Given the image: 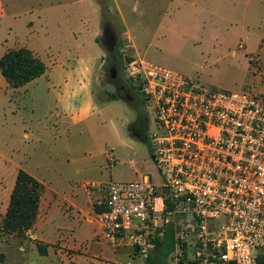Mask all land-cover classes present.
Here are the masks:
<instances>
[{
  "label": "built area",
  "instance_id": "2783aa9c",
  "mask_svg": "<svg viewBox=\"0 0 264 264\" xmlns=\"http://www.w3.org/2000/svg\"><path fill=\"white\" fill-rule=\"evenodd\" d=\"M125 72L141 87L153 119L150 143L161 180L110 182L96 239L114 249L132 247L145 264L156 248L154 235L173 223L176 264H259L264 96L204 87L144 60L125 61Z\"/></svg>",
  "mask_w": 264,
  "mask_h": 264
},
{
  "label": "crops",
  "instance_id": "0c3cea01",
  "mask_svg": "<svg viewBox=\"0 0 264 264\" xmlns=\"http://www.w3.org/2000/svg\"><path fill=\"white\" fill-rule=\"evenodd\" d=\"M56 4L54 0H0V59L9 50L27 48L47 67L42 77L20 88H14L0 70V223L21 170L43 187L27 240L16 242L15 234H8L14 239L10 244L0 239V264H127L135 258L132 247L114 249L96 239L102 230L97 214L104 210L101 204L109 184L102 160L107 152H90L76 141L69 143L73 133L83 136L85 125L117 102L99 98L106 63L105 49L97 42L99 27L85 28L83 35L71 32L68 41H57L58 48L54 42L32 37L34 12ZM257 23L262 30L264 17ZM26 32L30 38L24 37ZM240 41L245 44L241 55L246 60V82L264 93V72L253 63L258 56L264 63V29L246 31ZM53 49L61 55L58 62L50 56ZM135 118L125 125L133 138L130 126ZM55 124L60 128L58 137L51 132Z\"/></svg>",
  "mask_w": 264,
  "mask_h": 264
},
{
  "label": "rangeland",
  "instance_id": "374dc122",
  "mask_svg": "<svg viewBox=\"0 0 264 264\" xmlns=\"http://www.w3.org/2000/svg\"><path fill=\"white\" fill-rule=\"evenodd\" d=\"M55 1V8L34 12L32 19L35 33L31 34L32 37L39 36L42 41L54 42V48H58L57 41L67 39L71 32L83 35L85 28L94 31L99 27L101 36L103 25L109 23L116 31L118 50L124 57L150 62L218 91L247 90L259 97L264 96L259 89L246 82V60L239 48L241 38L246 37V31H263L264 28L259 30L262 27L257 22L264 17V0ZM46 24L49 25V30ZM20 36L30 38L27 32L24 37L23 34ZM261 47L264 48V41ZM53 51L50 56L58 62L62 59L61 55L54 49ZM234 52L238 55L236 58L232 57ZM105 55V64L110 67L107 51ZM125 61L126 58L117 75L129 88L132 85L125 72ZM253 63L258 72H264V63L259 56ZM128 88L133 94V90ZM116 92L114 83L103 75L99 98L107 100ZM138 97L141 102L144 101L141 95ZM130 105L117 100L95 122L85 125L83 136L73 133L69 143L76 141L90 152H107L115 156L118 160L115 164L109 162V155L102 159L109 183L142 181L144 178L158 183L161 176L150 143L155 130L153 119L150 120L147 137H131L128 127L125 128L127 121H133L136 115ZM51 132L55 137L59 136L60 128L57 124L51 126ZM15 238L16 242L27 240L25 235ZM0 239L9 244L14 240L2 233ZM189 252L191 253L188 251V254ZM1 257L2 254L0 262ZM133 260L140 263L139 257ZM168 264H176L174 254L169 258Z\"/></svg>",
  "mask_w": 264,
  "mask_h": 264
},
{
  "label": "trees",
  "instance_id": "16d2710c",
  "mask_svg": "<svg viewBox=\"0 0 264 264\" xmlns=\"http://www.w3.org/2000/svg\"><path fill=\"white\" fill-rule=\"evenodd\" d=\"M97 42L101 45L100 37ZM132 61L130 56L124 57L118 50L112 62L118 71L123 68V61ZM110 61V59H109ZM0 70L3 77L14 87L20 88L42 77L47 70L45 63L27 48L9 50L0 59ZM131 82V81H130ZM133 83L131 82V85ZM131 88H135L132 85ZM141 90V87H137ZM112 100H119L117 93L110 95ZM146 100L143 104L146 106ZM142 116V114H140ZM42 185L24 171L18 174L17 182L11 196L8 212L0 225V231L5 234L23 236L31 230L36 222L39 210ZM104 211L101 209L99 212ZM175 224H170L161 237L155 235V251L149 256L145 264H168V260L175 252ZM42 253V248L39 246ZM258 263L264 264V253H260Z\"/></svg>",
  "mask_w": 264,
  "mask_h": 264
},
{
  "label": "flooded vegetation",
  "instance_id": "af4514ba",
  "mask_svg": "<svg viewBox=\"0 0 264 264\" xmlns=\"http://www.w3.org/2000/svg\"><path fill=\"white\" fill-rule=\"evenodd\" d=\"M100 39L101 45L103 46L105 51H107L108 60L110 59L109 62L111 63L110 67H107V65L105 64L103 75L106 78H110V81L114 83V87L117 90L116 93L121 97L120 99L127 102L129 105L131 103L133 107L132 109L136 114V118L130 126L131 133L139 139L147 137L150 128L151 116L147 111L148 108L146 109L147 103L145 106L143 102L140 101L138 95H141L144 101L146 99L144 98L141 90L137 88L138 85L135 84L133 81L129 80L133 83L132 85H134L135 87L131 88L132 86H129V88L132 89L134 92L133 94H131V92L127 90V85L121 81L122 78L117 75L118 70L112 65V62L117 56L119 39L117 37L116 31L111 27L109 23H105L103 25L102 35L100 36ZM119 93H121V95L124 94V96H121ZM140 114H142V116H140Z\"/></svg>",
  "mask_w": 264,
  "mask_h": 264
}]
</instances>
